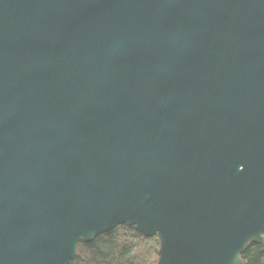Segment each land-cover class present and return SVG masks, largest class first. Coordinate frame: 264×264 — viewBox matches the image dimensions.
Returning a JSON list of instances; mask_svg holds the SVG:
<instances>
[{
  "label": "trees",
  "instance_id": "trees-1",
  "mask_svg": "<svg viewBox=\"0 0 264 264\" xmlns=\"http://www.w3.org/2000/svg\"><path fill=\"white\" fill-rule=\"evenodd\" d=\"M108 1L58 8L41 35L42 0H0V49H15L26 66L2 85L9 104L0 115V164L12 147L4 132L20 114L17 88L31 73H52L75 23ZM220 1L166 2L152 33L113 48L73 114L41 127L48 140L42 152L36 147L33 168L0 193V264H167L164 239L135 206L149 191L165 213L198 214L206 187L226 186L239 203L232 226L264 237V122L247 109L251 76L264 64V28L246 38L255 51L216 49L207 15ZM132 63L142 71L132 102L138 130L129 138L115 125L130 103ZM105 128L117 140L103 141ZM19 222L22 242L12 234Z\"/></svg>",
  "mask_w": 264,
  "mask_h": 264
},
{
  "label": "rangeland",
  "instance_id": "rangeland-1",
  "mask_svg": "<svg viewBox=\"0 0 264 264\" xmlns=\"http://www.w3.org/2000/svg\"><path fill=\"white\" fill-rule=\"evenodd\" d=\"M73 1L42 0L41 35L44 34L55 11ZM263 18L262 0H221L207 15L211 26L210 37L216 42L215 48L255 51L254 47L246 43V38L252 31L264 28ZM28 51L29 49L24 48L21 54L26 55ZM4 53L5 51L0 49V115L6 104H9L4 100L2 85L5 83V88H8L26 67L22 61L19 62L20 65L17 64L20 54L15 49L10 48L5 56ZM11 66L17 70L12 74ZM141 71L142 67L136 63H132L127 70L130 103L121 107L115 125L119 133L122 130L123 133H128L126 137L129 138L138 130L136 125H132L131 119L132 102L140 91ZM4 76H8L7 79ZM250 85L253 96L247 104V109L264 122V64H260L259 71L251 76ZM38 133L36 147L42 152L48 140V131L42 129ZM100 136L105 142L117 140L113 139V134L107 128L101 130ZM221 189L218 191L217 188L206 187L198 214L165 213L153 191L147 192L148 195L138 196L135 204L137 212L152 223L153 234L163 238L167 245V264H264V237L232 226L230 219L239 204L238 198L226 186L223 191ZM25 225L26 223L19 222L12 227L13 237L19 242L24 240Z\"/></svg>",
  "mask_w": 264,
  "mask_h": 264
},
{
  "label": "water",
  "instance_id": "water-1",
  "mask_svg": "<svg viewBox=\"0 0 264 264\" xmlns=\"http://www.w3.org/2000/svg\"><path fill=\"white\" fill-rule=\"evenodd\" d=\"M168 1L109 0L75 23L52 73H31L23 79L17 89L22 96L19 118L4 132L12 148L0 164V193L32 169L38 130L69 118L99 85L113 48L152 33Z\"/></svg>",
  "mask_w": 264,
  "mask_h": 264
},
{
  "label": "bare ground",
  "instance_id": "bare-ground-1",
  "mask_svg": "<svg viewBox=\"0 0 264 264\" xmlns=\"http://www.w3.org/2000/svg\"><path fill=\"white\" fill-rule=\"evenodd\" d=\"M11 148H12V147H11ZM10 150H11V149H10ZM8 153H9V152H8ZM32 168H33V167H32ZM26 173H27V172H26ZM23 174H24V173H23ZM21 175H22V174H21ZM21 175H20V176H21ZM20 176H19V177H20ZM18 180H19V178H18ZM17 182H18V181H17ZM16 184H17V183H16Z\"/></svg>",
  "mask_w": 264,
  "mask_h": 264
},
{
  "label": "snow or ice",
  "instance_id": "snow-or-ice-1",
  "mask_svg": "<svg viewBox=\"0 0 264 264\" xmlns=\"http://www.w3.org/2000/svg\"><path fill=\"white\" fill-rule=\"evenodd\" d=\"M242 171V170H241Z\"/></svg>",
  "mask_w": 264,
  "mask_h": 264
}]
</instances>
